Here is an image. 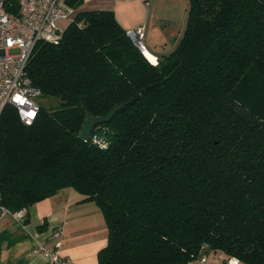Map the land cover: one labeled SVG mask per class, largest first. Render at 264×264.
<instances>
[{"label": "trees", "instance_id": "trees-1", "mask_svg": "<svg viewBox=\"0 0 264 264\" xmlns=\"http://www.w3.org/2000/svg\"><path fill=\"white\" fill-rule=\"evenodd\" d=\"M27 65L36 119L0 113V205L71 187L94 202L98 264H264V0H188L175 48L152 63L108 9L82 10ZM156 61V60H155ZM153 61V62H155ZM89 140L87 111L106 115Z\"/></svg>", "mask_w": 264, "mask_h": 264}, {"label": "crops", "instance_id": "crops-1", "mask_svg": "<svg viewBox=\"0 0 264 264\" xmlns=\"http://www.w3.org/2000/svg\"><path fill=\"white\" fill-rule=\"evenodd\" d=\"M79 9L113 11L127 30L143 28L145 57L156 60L172 51L187 19L188 0H82ZM66 187L29 206L22 217L0 216V264H46L35 252L36 242H57L62 256L72 264H98L97 255L106 244L107 229L101 211L92 201ZM59 228L60 235L52 238ZM221 253L184 264H223ZM244 264V263H241Z\"/></svg>", "mask_w": 264, "mask_h": 264}, {"label": "built area", "instance_id": "built-area-1", "mask_svg": "<svg viewBox=\"0 0 264 264\" xmlns=\"http://www.w3.org/2000/svg\"><path fill=\"white\" fill-rule=\"evenodd\" d=\"M76 9L64 0H0V113L10 105L15 108L20 121L31 125L37 117L40 89L35 87L28 76L27 65L35 44L39 41L57 43L63 29L58 21H71ZM138 49L145 54L143 28L127 30ZM10 49H18L10 54ZM34 113L29 116L28 113ZM25 209L9 211L0 205V216L11 214L23 216ZM61 230L53 231L57 238ZM34 251L41 254L46 264H72L71 259L61 255L57 242L48 245L44 240L36 242ZM205 261L206 257L202 256ZM223 264H241L231 257Z\"/></svg>", "mask_w": 264, "mask_h": 264}, {"label": "water", "instance_id": "water-1", "mask_svg": "<svg viewBox=\"0 0 264 264\" xmlns=\"http://www.w3.org/2000/svg\"><path fill=\"white\" fill-rule=\"evenodd\" d=\"M123 105L124 104L121 103V104L114 106L106 115H103V116H92L87 111H85L84 112L85 118L81 124V128H80V131L78 133V137L84 141L89 140V137H90V134H91L93 127L96 124L108 121L113 116L115 111H117Z\"/></svg>", "mask_w": 264, "mask_h": 264}, {"label": "rangeland", "instance_id": "rangeland-1", "mask_svg": "<svg viewBox=\"0 0 264 264\" xmlns=\"http://www.w3.org/2000/svg\"><path fill=\"white\" fill-rule=\"evenodd\" d=\"M68 23H69V21H65V20H60V21H58V26L60 27V28H62V29H65V27L68 25ZM18 52V49H10L9 50V53L10 54H16ZM151 61H152V59H150ZM39 99L37 98V101H38ZM39 102H41V103H43L44 105H48L49 103H55L56 102V99L55 98H41L40 100H39Z\"/></svg>", "mask_w": 264, "mask_h": 264}, {"label": "snow or ice", "instance_id": "snow-or-ice-1", "mask_svg": "<svg viewBox=\"0 0 264 264\" xmlns=\"http://www.w3.org/2000/svg\"><path fill=\"white\" fill-rule=\"evenodd\" d=\"M28 115H29V116H33V115H34V113H32V112H29V113H28Z\"/></svg>", "mask_w": 264, "mask_h": 264}, {"label": "bare ground", "instance_id": "bare-ground-1", "mask_svg": "<svg viewBox=\"0 0 264 264\" xmlns=\"http://www.w3.org/2000/svg\"><path fill=\"white\" fill-rule=\"evenodd\" d=\"M149 59H152V58H149ZM152 61H155L154 59H152Z\"/></svg>", "mask_w": 264, "mask_h": 264}]
</instances>
